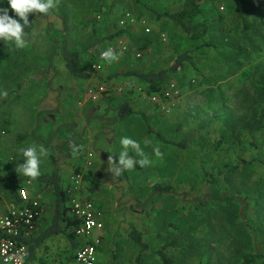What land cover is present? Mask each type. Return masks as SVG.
I'll return each instance as SVG.
<instances>
[{
	"label": "rangeland",
	"instance_id": "rangeland-1",
	"mask_svg": "<svg viewBox=\"0 0 264 264\" xmlns=\"http://www.w3.org/2000/svg\"><path fill=\"white\" fill-rule=\"evenodd\" d=\"M254 3L255 14L243 17L234 10V0H208L201 17L210 19L212 27L208 37L199 41L191 40L168 18L157 19V12L179 11L184 0H59V6L45 16L34 15L33 22L41 19L43 24L32 23L31 31L46 30L51 34L47 39L34 34L36 39H27L28 46L23 49L0 40V92H8L7 98L0 97L1 175L14 179L10 177L14 176V157L18 158L16 166L24 162L20 150H14L15 110L33 108L37 95L46 91L41 83H32L37 79L28 82L34 72L32 64L46 62L44 53L53 46L56 56H62L65 46L79 51L83 67L90 70L98 51L120 40H106L96 50L84 46L120 31V21L126 13H132L139 21H148L155 33L145 36L140 24L128 27L121 40L131 49L129 57L121 63L125 57L120 56L114 62L115 70L106 76L97 73L95 78L123 76L133 63L143 64V70L168 68L183 54L191 61L171 79L180 83L183 95L172 102L170 109L142 100L141 88L132 78L124 77L125 88L119 87L115 107L130 99L135 114L125 121H116L114 116L113 141L108 144L107 155L118 163L120 140L130 137L140 143L152 163L144 168L137 164L119 178L108 173L84 180L81 192L87 191L104 211L99 264H136L140 247L129 237L132 226L141 231L150 247L144 252V264H163L157 251L166 244L165 252L174 264H264V96L256 85L258 80L264 81V47L258 61L238 70L244 62L239 52L247 36L243 34L244 25L258 22V13L264 12L262 4ZM0 8L8 9L9 15L19 20L7 0H0ZM260 33L264 38V31ZM214 43H218V50L210 46ZM248 51L246 58H257L251 49ZM137 52L142 53L140 59L135 56ZM229 63L238 71L223 83L215 82L216 73L226 71ZM102 64L105 69L109 63ZM194 79L206 84L187 88ZM114 93L111 87L108 94ZM17 96L21 100L14 106ZM92 106L95 111L96 106ZM109 117L113 121V115ZM95 120L91 118L89 124L94 126ZM157 145L163 159L153 154L152 148ZM25 147L21 144L19 148ZM88 152L78 163L86 170L96 168L95 153L90 159L93 166H88ZM58 156L56 149L48 150L41 164L50 171L48 175L57 173L61 185L67 187L63 181L69 179L64 176L68 165L57 160ZM130 156L140 158L134 152ZM34 181L33 194L47 207L41 221L46 227L55 210V197L51 187ZM156 183L168 189H156ZM11 191V186L0 183L3 204L13 200ZM56 250V246L51 247L49 253L53 255Z\"/></svg>",
	"mask_w": 264,
	"mask_h": 264
},
{
	"label": "crops",
	"instance_id": "crops-1",
	"mask_svg": "<svg viewBox=\"0 0 264 264\" xmlns=\"http://www.w3.org/2000/svg\"><path fill=\"white\" fill-rule=\"evenodd\" d=\"M34 15V18L42 17L40 13ZM43 16L45 15L43 14ZM61 21L63 22L62 19ZM42 22L43 21L40 19V21L33 22V24L35 26L36 24L40 26L43 24ZM27 34L26 39L29 40L36 39V37L33 36L34 34H38V36H40L39 39L42 40L47 39L46 35L51 36L46 30L42 32L40 30L37 32L30 31ZM117 39H122V37ZM44 55H47L46 62L41 63L39 66L37 64H32L34 72H30H32V75L34 73H36V75H31L28 82H31L32 79H37L38 81H32V83H41L46 88V91H44L42 95H37V102L33 101L36 106H33V108L25 106L21 109L18 107L15 110L17 113H14V150L19 151L21 144L22 146L26 144L28 147L35 142L38 147L43 145L47 150L56 149L59 155L56 157L57 160L60 158L61 161H65L64 163L68 165L66 175H64L65 178L68 177L72 179L77 170H81L84 175L93 179L105 177V175L110 173L107 170V160L109 157L107 155L109 154L108 144L112 143L114 134L113 130H106V124L114 122V116L116 117L117 115L118 107H115L113 102L117 98V92L121 90L119 87L124 85L123 88H125L124 76L109 77L108 82L105 83L113 87L115 92L114 96L108 94L99 102L93 103L88 98V89L90 86L94 87L98 85V82L104 83L103 80L106 79L99 80L95 78L97 73L86 68V71L91 75L90 79H74L65 68L62 56H56L54 46L48 48L47 53H44ZM125 60L126 58L121 59L119 62L123 63ZM20 61L23 62V58ZM115 66L113 62L107 65L99 74L101 76H106L107 72L116 68ZM143 67L144 65L139 63H133L129 66L130 69L139 71H142ZM121 69H123V66L119 67L120 72ZM14 95H17L15 87ZM33 96H35L34 92ZM14 99L15 106L21 99L18 98V96ZM87 100H89L88 103L86 102ZM126 100L133 105L130 99ZM92 105L96 106L95 111ZM88 107L89 109H86ZM109 115H113V121L109 120L111 118ZM91 118H96L94 126L89 124ZM116 121H119L118 118H116ZM86 150H89V152L94 151L96 155V168H88V170H86L78 165L81 158L85 155ZM17 160L18 158L15 156L14 176H12V173V175H10V177H14V180H17L18 177H24L23 175H19L15 170L17 167L16 164L18 163ZM22 163L23 162L20 164ZM43 166L44 164L40 163L41 175L38 178L50 173L49 170L45 171ZM111 174L112 173H110V175ZM69 179L66 180V182L63 181L65 183L64 185L67 187L72 184V180L69 182ZM34 187L35 185L32 188ZM67 187L64 186V188ZM32 188L29 190L30 192L32 191L31 193L34 195ZM82 196L91 197L87 194V191H82ZM53 214L54 213L51 214L52 217Z\"/></svg>",
	"mask_w": 264,
	"mask_h": 264
},
{
	"label": "trees",
	"instance_id": "trees-1",
	"mask_svg": "<svg viewBox=\"0 0 264 264\" xmlns=\"http://www.w3.org/2000/svg\"><path fill=\"white\" fill-rule=\"evenodd\" d=\"M207 1L208 0H184V4L179 11L175 13L174 12L171 13L169 11H164L163 13L157 12L156 13L157 19H161L164 17L168 18L176 25H178L191 40L199 41L205 37H208V34L210 33L212 27V21L210 19L208 18L202 19L201 17L205 13L204 6ZM256 1L258 2L257 4H262L261 8L264 9V0H256ZM255 4L256 3H254V0L252 1L234 0V10L238 13L239 16L245 17L249 15H254L255 9L253 8V5ZM259 13H258V22H255L253 25L249 23H246L244 25L245 30L243 34L247 36H244L245 42L239 45L240 46L239 52L241 54V57L244 58V62L239 66L238 70H243L245 67H247V65L255 61H258L263 55L262 49L264 47V38L262 33L260 32L264 31V12H262L261 14ZM33 16L34 14H29V21L31 23V26L25 29L27 33L31 31ZM129 28L128 27L121 28L120 31L116 32L114 35H110L106 38H99L97 41H95V43L89 41L90 43L88 42L84 46V49L96 50L99 46L103 45V43L106 40L112 41L115 37L119 38L126 35ZM152 30L153 31L150 34H146V33L143 34L145 36L154 34L155 29L153 27ZM163 36L164 39H166L165 35ZM210 46L216 48L217 50L219 49L218 43L210 44ZM143 49L144 47H140V50ZM250 49L254 54L257 55L256 59H252L251 57L250 58L245 57L246 55L250 54V52L248 51ZM101 50L98 51L97 56L94 59V62L98 60V55ZM130 53H131V49L125 54L121 55V57L122 58L129 57ZM137 54L138 52L135 53L136 57ZM62 58L64 61L65 68L69 72L70 76H72L74 79L87 80L91 78V75L86 71L85 67H83L82 65V60H81L82 58L79 51L71 50L64 46L62 49ZM190 61H191V57H189L186 54H183L178 56L175 59V62L168 68L149 69V70L145 69L142 71L130 69L126 73H123V76L127 78H132L137 82V85H139L141 88L140 93L143 94L142 100L144 99L148 100V98L153 95H163V92L166 89H168L172 83L176 85V87L181 91V95H183V91L180 83H178V81L176 80H171V79L174 75L178 74L182 70V68L185 67V65ZM234 68L235 67L232 64L230 63L227 64L226 71L216 73L217 78L215 79V82L223 83L228 78H231V76L234 75L236 71H238L237 69ZM228 69H230L231 71H229ZM104 82H108V80H104ZM199 83L206 84L204 80H201L199 82L198 80L196 81V79H194L191 82V84L188 85L187 88L190 87L195 88L199 86ZM256 85L261 88V93L264 96V81L260 79L256 82ZM148 102L150 103L149 100ZM153 105L156 106L157 108H161L160 105L157 104L156 105L153 104ZM134 114L135 111L133 109V106L128 101H125L117 108V118L120 121H125ZM158 137L159 139H161L160 135H158ZM80 172L82 171L81 170L76 171V173H80ZM89 179L90 178L87 175L84 176V180L87 181ZM24 181L23 179L14 180L8 177H4L3 175H1V171H0V183H4L12 187L11 195L13 197V200H11L10 203L13 201L14 202L19 201L18 189L24 185L23 184ZM37 181H39L41 185H45V187L52 188L55 197V210L51 222H49V224L46 227H42L40 225L37 231V236L33 241H31L30 261L31 262L37 261L41 264L51 263V260L48 259L45 254L41 253L43 246L47 241H50L57 236H61L68 243H70L67 248L71 247V249L69 251L66 249L67 251L65 250L62 253L67 255V263H69L71 262L72 259V251L76 248L77 245V240L73 232V227L76 226L77 221L68 214L69 200H70L69 187L64 188L61 185V179L57 173H53L51 175H46L37 178ZM154 188L161 190L168 189V187H163L160 183H156V185H154ZM90 198L91 197H89V199ZM0 201H2L1 197H0ZM129 237L133 241V243H135L136 246L140 247V252L135 260L136 264H144V252L148 251L150 247L144 241L143 234L141 233V231L137 230L135 227L132 226L129 230ZM102 240L104 241V239ZM167 246L169 245L167 244L164 245L163 248L157 251V254L158 256H160L163 264H174L173 260L165 252V250L168 248ZM47 251H49V248L46 247L45 253H47Z\"/></svg>",
	"mask_w": 264,
	"mask_h": 264
},
{
	"label": "built area",
	"instance_id": "built-area-1",
	"mask_svg": "<svg viewBox=\"0 0 264 264\" xmlns=\"http://www.w3.org/2000/svg\"><path fill=\"white\" fill-rule=\"evenodd\" d=\"M138 24L142 26L146 34H150L153 31L148 21H139L129 12L120 21L121 28L134 27ZM118 41L109 47H113L122 55L130 50V47L125 42L121 39H118ZM104 50L100 51L98 60L91 64L90 68L94 73H101L104 70L102 63L106 61L101 59V52ZM141 56V53L137 54L138 58ZM97 84L88 89V98L93 103L99 102L104 96L108 95L111 89L109 84L107 85L105 82H98ZM179 97H181V91L172 83L163 92V95H153L148 100L152 104L160 105L163 109H170L172 102ZM113 125L114 122L107 123L106 130H111ZM93 156V151L88 152L89 167L93 166V162L90 160ZM2 164L0 159V166ZM84 176L83 172L74 174L72 177L73 186L69 189L68 214L77 221L76 226L73 227L77 245L72 251L71 262L67 263V255H62L66 249L68 251L71 249V247L67 248L70 243L61 236H57L53 238V241L46 242L41 252L51 260L49 264H99V253L103 245L102 233L105 231L104 211L88 197L82 196L81 187L84 182ZM23 184L18 189V202L13 201L3 204L0 201V264H14L13 261L8 259L13 254L23 256L22 264H41L37 261H30L31 241L37 236L41 221L47 214V207L40 199L32 195V191L30 192L29 190L35 185L34 180L26 179ZM59 243L65 245L59 247ZM54 246L57 247V250L53 255L49 251L45 253L46 247L50 249Z\"/></svg>",
	"mask_w": 264,
	"mask_h": 264
},
{
	"label": "clouds",
	"instance_id": "clouds-1",
	"mask_svg": "<svg viewBox=\"0 0 264 264\" xmlns=\"http://www.w3.org/2000/svg\"><path fill=\"white\" fill-rule=\"evenodd\" d=\"M10 9L15 13L19 20L9 15V10L6 8H0V40L4 43L14 44L16 49H23L28 46L26 39V28L31 26L29 21V14H47L52 9L59 6V0H7ZM20 21H23L21 23ZM122 53H118L113 47H108L101 52V59L111 64L120 59ZM7 90L0 92V97L7 98ZM150 143V142H146ZM122 151L118 156V163L113 156L108 157V171L112 173L113 178H119L129 170H134L135 165H139L140 168L150 166L152 161L148 155L144 152L140 143L130 137H122L120 140ZM153 154L158 159H163V153L160 147L153 146ZM20 152L23 156V163L18 164L16 172L19 175L29 178L30 180L37 179L40 175V163L41 157L48 155V150L45 146L40 145L37 147L33 142L26 148H21ZM130 152H134L136 156L140 157L136 159L134 156H130ZM8 259L13 261L14 264H22L23 256L20 254H13Z\"/></svg>",
	"mask_w": 264,
	"mask_h": 264
}]
</instances>
